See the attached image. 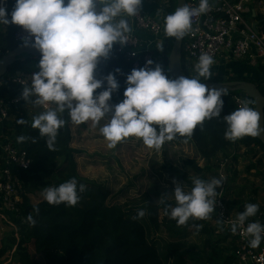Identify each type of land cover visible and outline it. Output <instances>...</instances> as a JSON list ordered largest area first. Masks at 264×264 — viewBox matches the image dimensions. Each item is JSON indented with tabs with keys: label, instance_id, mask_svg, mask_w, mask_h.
<instances>
[{
	"label": "clouds",
	"instance_id": "1",
	"mask_svg": "<svg viewBox=\"0 0 264 264\" xmlns=\"http://www.w3.org/2000/svg\"><path fill=\"white\" fill-rule=\"evenodd\" d=\"M141 3L142 0H15L10 19L7 10L0 7V25L20 26L31 38L24 41V47L40 53L39 70L32 74L30 84H24L21 98L26 103L43 107V111L33 116L30 126L38 130L40 137L46 138L49 150H55L58 130L66 123L62 118L65 112L75 125L91 121L95 126L107 117L108 122L100 128V133L108 149L135 137L147 148L159 150L177 135L190 137L205 120L221 116L222 97L227 95V89L209 88L201 82V77L205 81L212 78L210 69L214 60L206 53L199 56L194 66L197 75L192 78L169 79L159 64L153 67L154 62L148 60L144 67L133 69L126 76L123 99L114 105L110 103L113 93L119 89L116 76L109 73L97 79L95 72L100 60L109 57L115 44L124 46L129 42V22L117 18L122 14L136 16ZM209 9L210 0H199L197 7L185 4L176 8L165 17V35L180 41L192 31L193 17ZM119 72L117 69L116 73ZM101 88L104 90L97 93ZM29 97L34 99L29 102ZM250 103L245 100L223 116L227 125L225 139L236 141L264 134V127L259 123L261 115L257 109L249 107ZM17 124L26 125L28 121L19 119ZM28 139L20 135L17 142L24 143ZM223 184V177L194 178L190 190L177 184L171 195H165L175 201L174 206L166 205V214L178 226L190 219H209L215 212L217 189ZM85 191L86 186L78 185L72 178L58 186L45 187L41 196L49 205L75 206L79 194ZM34 211L38 214L39 210ZM258 211V204L248 203L230 224L233 233L242 230L250 237L252 248L259 247L264 240V224L249 222ZM144 215V210H139L136 218ZM27 220L30 226H35L33 215L29 214ZM196 227L199 231L201 226Z\"/></svg>",
	"mask_w": 264,
	"mask_h": 264
},
{
	"label": "trees",
	"instance_id": "2",
	"mask_svg": "<svg viewBox=\"0 0 264 264\" xmlns=\"http://www.w3.org/2000/svg\"><path fill=\"white\" fill-rule=\"evenodd\" d=\"M173 1L170 0L166 16L174 12L175 1L174 4ZM14 5L15 0H10L9 19ZM253 20L256 26L264 32V16L257 15ZM14 26L8 25L7 31L0 34V59L19 46L12 38ZM173 41L174 38L163 34L162 49L160 45L155 53L153 52L157 63L163 66L164 74L169 79L171 77L166 71V66ZM119 48L120 45L115 44L109 57L100 60L95 72L97 79H103L109 73L116 76L119 89L112 95L110 103L113 105L123 99V93L127 86L126 76L133 70L131 62L126 61L123 55L118 53ZM34 60L36 59L31 57H21L0 79V100L9 102L19 99L18 106L12 105L9 108V120L0 123V140L5 136L13 135L16 145L23 149L31 160L30 169L19 173L23 191L19 215L13 220L16 236L10 234L0 239V264L5 263L12 256L16 258L18 264H199L203 260L202 254L195 245L190 244L191 234L206 237L216 235L215 242H225V238L222 237L224 230L219 223V227L217 226L219 234L215 233L216 228L205 224L206 222L203 220L190 219L185 225L178 226L177 222L165 212L166 205L174 206L175 203L162 199L161 203L157 204L151 196L144 194L137 198L145 199L142 203H137L138 207L129 206V202L125 203L124 189L114 195L103 185L80 178L74 158L75 154L79 153L73 149L72 127L74 124L67 112L62 114L66 123L58 130L55 150H49L46 138L40 137L38 130L30 126L32 119L27 117L23 109L27 103L21 98L23 87L8 80L9 77H15L16 72ZM185 63L184 54L181 51V70L187 77H195L196 72L191 74L184 69ZM239 67H244L246 70L254 69L246 62H234L230 65L231 69L237 68L238 70ZM117 69L120 70L119 73H116ZM256 71L259 77L254 74L256 78L253 80L246 77L225 80L214 75L210 80L205 81L202 77L200 80L202 83L217 84L254 83L264 97V67L259 66ZM219 72L224 73L222 68L219 69ZM30 78L26 77L25 79L30 82ZM104 87H106V83ZM234 88L236 87L227 88V95L222 97L224 107L220 117L205 120L202 126L198 125L194 129L190 137L177 135L172 141L164 143L176 145L189 142L200 160L206 164L201 168L197 161L186 160L182 162L181 170L168 166L166 172L173 178L171 180L181 183V185H190L189 176L191 173L203 175L205 171L209 170L208 166L210 165L208 164L212 160H217V156L233 149L239 150L240 147L245 149L257 147L264 155V145L256 138L243 137L236 141L225 139L227 125L223 116L236 109L234 97L242 94ZM103 90L104 88L98 89L97 93ZM245 99L251 102L250 105L253 108V102L247 97ZM19 119L27 120L28 124H17ZM20 135L29 137V139L24 143H18L17 137ZM227 167L228 165L225 166L226 171ZM204 176L199 178L205 180ZM72 178L77 180L78 185L86 186V191L79 194L80 199L75 206L49 205L44 200L35 205L31 203L29 197L35 192L37 193L48 186H58ZM121 197L124 198V201L119 204L115 203L117 198ZM226 206L228 209L230 204L227 203ZM261 208L263 209L264 205ZM261 208L259 207V210ZM34 209L39 210L38 214ZM139 210H144L145 215L136 218ZM29 214L33 215L36 220L35 226H30L27 220ZM196 226H201L199 231ZM160 230H163L166 238V244L163 245H161L163 238L157 235L161 232ZM210 244V241H207L206 245L216 250L217 246H210ZM13 248L14 251H12ZM235 252L233 255L218 257L217 253L212 250L208 254L209 258L206 264H233Z\"/></svg>",
	"mask_w": 264,
	"mask_h": 264
},
{
	"label": "built area",
	"instance_id": "3",
	"mask_svg": "<svg viewBox=\"0 0 264 264\" xmlns=\"http://www.w3.org/2000/svg\"><path fill=\"white\" fill-rule=\"evenodd\" d=\"M198 3L199 0H186L185 2L189 7H197ZM9 4L10 0H3L0 2V7L9 12ZM260 8L264 9V0H210L209 11L193 17L192 31L182 38L181 51L186 61V71L190 73L191 66L198 62L201 54L205 53L213 57L214 63L219 61L223 63L227 61L246 62L254 69L259 66L264 67V32L256 26L253 20L258 15L257 9ZM122 16L126 17L123 14ZM126 18L129 20L130 27L147 32L153 37V44L161 45L164 26L144 15L141 6L136 16ZM5 31H7V26L0 25V34ZM129 37L127 44L120 45L118 53L122 54L126 61L131 62L133 69L144 67L148 60L154 62L153 67L158 64L154 53L142 48V42L137 35L130 33ZM12 38L16 44L23 46L26 39L31 40L28 33L16 25ZM8 80L21 87H24L26 82L30 84L20 76H12ZM245 97L244 94L234 97L236 108L246 100ZM12 105L18 106L19 99L9 102L0 100V123L9 120V108ZM249 107H251L250 104ZM14 139L13 135H8L0 140V214L12 217L7 220L1 215L5 224L0 227V234L5 232L6 227L11 228L12 235L16 236L13 220L19 215L23 191L19 173L30 169L31 160L27 153L16 145ZM226 165L227 162H221L217 173V177H223L224 182L226 181ZM224 198L221 189L216 197L215 212L211 215L215 216L216 221H223L222 224L219 223L222 229L237 242L233 264H264V240L259 247L252 248L249 246L250 237L247 234L242 230L236 233L231 231L230 224L235 218L229 215ZM252 221L264 224V208H261L254 217L249 218V222ZM216 231L215 233L219 234V228H216ZM11 259L12 257L3 264H9Z\"/></svg>",
	"mask_w": 264,
	"mask_h": 264
},
{
	"label": "rangeland",
	"instance_id": "4",
	"mask_svg": "<svg viewBox=\"0 0 264 264\" xmlns=\"http://www.w3.org/2000/svg\"><path fill=\"white\" fill-rule=\"evenodd\" d=\"M159 1V9L161 16H164V22L170 1ZM257 12L259 13L260 11L257 9ZM184 69H186L185 64ZM192 70L190 69L189 71L191 74ZM211 72L217 78L225 80L238 77H246L249 80L256 78L249 74H243L245 71L243 73H237L236 71L230 72L228 70L226 73H220L219 71L211 70ZM247 72L258 76L256 71L248 70ZM29 81L31 83V80ZM24 108L27 117L31 119L33 116L38 115L40 111L44 110L41 106H34L33 104H27ZM107 122L108 118L106 117L95 126H93L91 121L80 125H73L72 133L73 136L75 135V138H73V149L79 151L74 156L77 173L80 178L103 185L114 195L124 189L125 203L127 204L129 202V206L138 207L137 203H142L145 199L140 200L142 197L137 198L144 194L151 196L157 204L161 203L162 199L175 203L171 196L165 197V195H171L175 186L177 184L181 185V183H173L174 180H171L173 178L166 172L167 167L181 170V164L186 160L197 161L201 168L206 165L197 156L194 147L189 142L176 145L163 144L159 150H155L147 148L141 140L132 137L122 141L116 148L108 149L106 146L107 142L100 133V128ZM223 161L227 162L228 165L226 171L227 179L221 188L217 189V192L220 193L221 189L223 190L225 203H231L229 207L230 211L238 210L241 207L240 204L246 205L248 203L258 204L261 208L264 205V155L257 147H251L250 149L240 147L239 150L233 149L217 156V160H212L208 164L210 165L208 166L209 170L205 171L203 175L190 174V185H184L185 190L191 189L194 178H202L204 175L205 180L214 177L218 178L216 176L218 173V165ZM38 197L39 199L42 198L39 195ZM31 201L32 204L39 202L36 196H33ZM123 201L124 198L121 197L117 198L115 203L119 204ZM210 220L203 221L209 225L210 223L208 221ZM217 226L219 227V225ZM160 231L157 235L163 238L161 241V245H163L166 244V238L163 230ZM216 240V235L210 237L198 234L190 235V244L195 245L202 254L203 260L199 264L207 263L209 258L208 254L212 250L217 253L218 257L224 256L225 247L222 243L215 242ZM207 241H210V246L216 245V250L215 248H209L206 245Z\"/></svg>",
	"mask_w": 264,
	"mask_h": 264
},
{
	"label": "crops",
	"instance_id": "5",
	"mask_svg": "<svg viewBox=\"0 0 264 264\" xmlns=\"http://www.w3.org/2000/svg\"><path fill=\"white\" fill-rule=\"evenodd\" d=\"M169 1H170V0H169ZM159 3H160L159 0H142V3H141V9H142L144 15L148 16L149 18H151L152 20H154V21H156V22L161 23V24L164 26V22H163V18H164V16H163V17L161 16V12H160V9H159ZM170 3H171V2H170ZM258 10L260 11L258 14H259V15L261 14L262 16H264V9H263V8H260V9H258ZM160 17H161V18H160ZM120 18H126V17L121 16V17H118L117 19H120ZM129 26H130V25H129ZM130 28H131V33L137 35V36L139 37V39L141 40L142 45H143L142 48H143V49H148L150 52H154V53H155V51H156V49H157L158 46H156L155 44H153V42H152L153 37H152L151 35H149V34H148L147 32H145V31L134 30L132 27H130ZM38 62H39L38 60H34V61L28 63L27 65H25V66L23 67L22 70L16 72L15 75H16V76H20V77L25 76L24 78H26V77H31L32 74L38 70V67H37ZM232 63H234V62L227 61V62L223 63L222 61H219V62H217V63H214V64L211 66V69H210V70L219 71V69L222 68V71H223L224 73H226V71H228V70H229L230 72H235V71H236L237 73H240V72L243 73V72L245 71L243 74H249V75H252V77L254 76V74H251L250 72H247L248 69L246 70V68H244V67H243V68H242V67H239L238 70H237V68H232V69H231V68H230V65H231ZM185 65H186V63H185ZM194 66H195V64H194L193 66H191V69H193V70H192V73H193V74L195 73ZM252 70H253V71H256V69H252ZM256 72H257V71H256ZM215 75H216V74H215ZM258 77H259V74H258ZM33 99H34V97H29V102L32 101ZM27 104H31V103H27ZM27 104H26V105H27ZM26 105H25V106H26ZM25 106H24V107H25ZM23 109L25 110V108H23ZM73 138H75V135H74ZM75 140H76V139H75ZM215 178H216V177H215ZM208 180H209V179H208ZM41 192H42V190H40V191L37 192V193L35 192L33 195H31V196L29 197L30 201L32 200L33 196H36L39 202L42 201L43 198L39 199V197H38V195L41 196ZM225 193H226V189H225ZM41 197H42V196H41ZM228 200H229V199H228ZM38 201H37V202H38ZM31 203H32V201H31ZM36 204H37V203H36ZM229 204L231 205V203H229ZM33 205H35V204H33ZM240 206H241V207H240L238 210L235 209L234 211H230V209L228 208L229 215H230L232 218H236V216H237L239 213H241V212L244 211V206H245V204H240ZM1 215H2L4 218L6 217L7 220L12 219V217L9 216V215H3V214H0V227H1V226L3 227V225L5 224V222H4L3 219L1 218ZM212 216H213L214 218H213ZM212 216H210L209 219H211V220L208 221V222L210 223L211 227H213V228H217L218 223H217V221H216V218H215L214 215H212ZM12 233H13V231H12L11 228H6V227H5V232L2 233V234H0V237H2V239H3L6 235L8 236V235H10V234H12ZM216 233H217V231H216ZM222 237L225 238V242L222 241V244H223L224 247H225V248H224V251H225L224 256H226V255H233L234 252L236 251V247H237V242H236V240L233 239L227 231H225V232L223 231ZM9 264H18L16 258H13V256H12V259L10 260V263H9Z\"/></svg>",
	"mask_w": 264,
	"mask_h": 264
},
{
	"label": "water",
	"instance_id": "6",
	"mask_svg": "<svg viewBox=\"0 0 264 264\" xmlns=\"http://www.w3.org/2000/svg\"><path fill=\"white\" fill-rule=\"evenodd\" d=\"M175 8L183 7L185 5L186 0H174ZM97 11L100 10V6L97 4ZM127 19V18H125ZM128 20V19H127ZM129 22V20H128ZM181 43L180 41L175 40L172 43V47L167 59L166 71L171 79H176L179 77H187L180 67L181 61ZM21 57H31L36 60H40V53L38 50L31 47H24L23 45H19L11 52L5 54L0 59V79L7 73L9 68L14 65ZM209 88H219L225 87L231 88L236 87L234 89L239 90L242 94H244L248 99L253 102V108L257 109V111L261 115L260 119V127H264V97L259 92L257 86L254 83L249 82H232V83H205ZM262 145H264V134L256 138Z\"/></svg>",
	"mask_w": 264,
	"mask_h": 264
}]
</instances>
